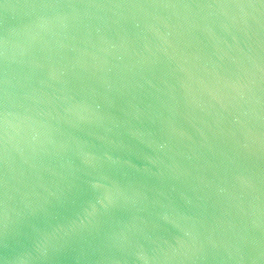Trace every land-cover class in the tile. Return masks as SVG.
Here are the masks:
<instances>
[{"label": "water", "instance_id": "1", "mask_svg": "<svg viewBox=\"0 0 264 264\" xmlns=\"http://www.w3.org/2000/svg\"><path fill=\"white\" fill-rule=\"evenodd\" d=\"M0 264H264V0H0Z\"/></svg>", "mask_w": 264, "mask_h": 264}]
</instances>
